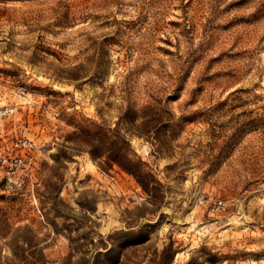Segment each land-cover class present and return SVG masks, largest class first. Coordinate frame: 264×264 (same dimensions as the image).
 Segmentation results:
<instances>
[{
  "label": "rangeland",
  "instance_id": "obj_1",
  "mask_svg": "<svg viewBox=\"0 0 264 264\" xmlns=\"http://www.w3.org/2000/svg\"><path fill=\"white\" fill-rule=\"evenodd\" d=\"M5 108L0 264H264V0H0Z\"/></svg>",
  "mask_w": 264,
  "mask_h": 264
},
{
  "label": "built area",
  "instance_id": "obj_2",
  "mask_svg": "<svg viewBox=\"0 0 264 264\" xmlns=\"http://www.w3.org/2000/svg\"><path fill=\"white\" fill-rule=\"evenodd\" d=\"M10 109L0 110V115ZM35 142L28 137H16L0 143V180L6 184L17 182L21 177L29 175L37 156Z\"/></svg>",
  "mask_w": 264,
  "mask_h": 264
},
{
  "label": "trees",
  "instance_id": "obj_3",
  "mask_svg": "<svg viewBox=\"0 0 264 264\" xmlns=\"http://www.w3.org/2000/svg\"><path fill=\"white\" fill-rule=\"evenodd\" d=\"M108 158L111 160V161H117V163L124 169L126 170L127 172L131 173L132 175L135 176V178L138 180V182L141 184V186L144 188V189H147V182H144V178H142V163L139 162L138 160L137 161H131L130 159H128L127 163H129V166L127 165H124L122 162H119V160H117V158H114L113 156H108ZM110 161V163H111ZM145 176H152L149 172L148 173H145Z\"/></svg>",
  "mask_w": 264,
  "mask_h": 264
}]
</instances>
